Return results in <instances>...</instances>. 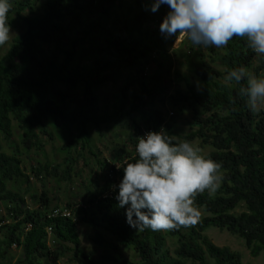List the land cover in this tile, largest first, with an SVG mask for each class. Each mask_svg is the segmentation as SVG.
<instances>
[{
	"label": "trees",
	"instance_id": "1",
	"mask_svg": "<svg viewBox=\"0 0 264 264\" xmlns=\"http://www.w3.org/2000/svg\"><path fill=\"white\" fill-rule=\"evenodd\" d=\"M118 1L10 0L8 24L11 28L19 26L21 31L0 56V203L6 208L5 216L0 218V264H6L15 248L21 251L17 264H59V259L68 253L82 264H94L92 255L82 248L77 221L92 228L101 227L114 237L112 257H104L111 264H242L238 253L212 243L206 236L209 228L238 236L250 255L257 257L264 252V112H250L245 99L238 94L244 84H226L224 77L229 70L241 66L259 77L264 56H257L238 37L220 48L221 52L208 47L212 54L208 61L203 46L188 39L172 54L166 47L168 39H158L155 34L159 17L169 11L167 5L159 8V17L145 11L132 12L107 30L103 21ZM152 20L153 27L149 25ZM88 42L94 57L83 62L77 49L88 46ZM177 55L193 64L190 71L202 90L193 85V76L176 72L184 88L176 89V95L168 97L160 73L149 78L142 76L151 61H173ZM213 63H219L221 69H214ZM117 67L137 69L134 80L139 91L131 110L141 112L144 122L141 127L135 126L137 137L148 127L154 131L163 128L171 135L168 121L174 112L157 107V103L165 105L164 98H169L176 105L181 102L192 113L191 125L195 130L183 140H200L212 149L205 157L222 164L224 180L215 195L204 193L196 198V205L208 216L194 227L167 234L131 228L126 222L127 206L119 208L115 199L118 190L111 192L113 181L108 174L123 178V169L114 164L106 167L100 187L87 189L85 204L51 206L44 192L30 195L38 207L26 204L25 193L29 189H22L21 185L30 184V175L23 169L21 153L12 146L6 153L2 142H10L15 126L23 149L40 151L41 136L52 138L49 126L65 129L70 137L60 150L66 153L65 163L70 166L73 148L91 150L89 125L99 129L130 113L123 112V108L131 83L121 89L112 113H103L99 108L97 91L113 79L110 72ZM168 111L173 115L169 116ZM72 126L76 130L73 135L69 131ZM131 140L135 147L137 139ZM127 158L134 162L137 156L132 151ZM56 171V166L48 164L30 167L36 179L43 173L56 176ZM62 179L70 180V169ZM58 207L70 209L72 217L48 218ZM47 228L51 229L49 233ZM167 236L174 240L172 251L167 247ZM120 246L131 249L137 260L125 257Z\"/></svg>",
	"mask_w": 264,
	"mask_h": 264
},
{
	"label": "clouds",
	"instance_id": "2",
	"mask_svg": "<svg viewBox=\"0 0 264 264\" xmlns=\"http://www.w3.org/2000/svg\"><path fill=\"white\" fill-rule=\"evenodd\" d=\"M162 5L169 9L159 25L165 39L180 35L195 45L222 48L238 37L257 56H264V0H152L151 12ZM11 8L10 0H0V46L14 35L8 24ZM224 82L243 83L238 94L248 110L257 115L264 112V76L241 66L229 70ZM136 139L137 158L125 161L123 178L115 186L118 207L127 206V224L141 232L196 226L201 219L196 198L215 195L224 180L222 164L163 128Z\"/></svg>",
	"mask_w": 264,
	"mask_h": 264
},
{
	"label": "rangeland",
	"instance_id": "3",
	"mask_svg": "<svg viewBox=\"0 0 264 264\" xmlns=\"http://www.w3.org/2000/svg\"><path fill=\"white\" fill-rule=\"evenodd\" d=\"M40 1L43 0H39V2ZM151 3L152 0H119L118 4L113 9V12L103 21L105 28L111 30L116 25L115 23L121 20L124 15L131 14L132 12L145 11L150 13L152 17H155L158 11L151 13ZM159 16L160 13L157 17ZM149 25H151V27L154 26L153 20L149 22ZM11 30L14 34L11 37L12 39L21 31V28L17 26L14 28L12 27ZM104 35L105 34L101 37ZM171 38H168V42L166 43V47L169 51L172 49L174 41V38ZM9 42L4 46H0V56L3 55L7 49ZM86 45L88 46L84 45L77 49L83 62L91 60L94 57V49H90L89 42ZM210 48L216 52H221L220 48L214 46H210ZM208 49V47H203L202 49V52L206 55L207 61L209 60L208 55L211 54ZM171 53L174 54L173 51ZM175 57L173 61L171 58L166 61L162 58H158L156 61H151L145 70L143 68L145 74H143L144 72L142 73V76L145 75L147 78L155 73H160L165 81V95L168 97L175 96L176 89L184 88L183 84L177 80L176 72L188 77L193 76L191 81L193 85L198 87L196 75L190 71L193 64H187L178 55ZM190 60L193 63L195 62L193 56ZM258 64L259 61L256 60L255 66ZM143 66L145 67V64ZM212 67L214 69H221L219 63H213ZM110 73H112L113 79L97 91L99 108L103 113H112L116 103L121 97V89L131 83L126 91L123 108V112L130 113L129 115L122 116L118 121L102 125L99 129L89 125V132L92 137L91 150L85 149L84 151H81L78 148H73L70 155L73 162L70 163V166L65 163L66 153L60 150L61 146L70 137V135L65 132V129L58 130L49 126L52 138L49 139L47 136H41L43 149L40 151L35 149L28 152L25 151L20 143V132L17 131L15 126L13 137L10 142H2V150L6 153H9L11 150L9 146L15 147L18 152L21 153L23 169L28 175H30V184L28 186L25 184L21 185L22 189H29L28 192L25 193L26 204L29 207H38V203L31 200L30 195L32 193L40 195L42 192L46 193L50 198L52 202L51 206L65 205L67 203L71 205L85 204L87 189L100 187L102 183V174L106 167L110 164H114L115 166L120 165V167H122L125 161L130 162V158L127 157L130 152L132 153L134 148L131 139H135L138 136V131L135 126L141 127L144 125L141 112L131 110L132 104L134 103V96L139 91L138 83L134 80L135 77L138 76L136 74L137 69L134 67H117ZM259 76H264V69L259 71ZM78 92H80V90H78ZM164 99L166 102L165 105L157 103V107L164 112L166 109H170L174 112L173 118L168 121V124L172 128L171 135H176L180 140H183L185 135L195 130L191 125L192 113L187 107H184L181 102H178V105H176L173 100L169 98ZM145 111L146 113L149 112L148 109ZM69 131L71 132V135L76 132L73 126L70 127ZM191 142L202 149V154L204 156L212 151L210 147L202 145L198 139L192 140ZM97 161L104 162L105 164L98 165ZM38 163H41L42 165L48 164L50 166H56V176H46L43 173L40 178H34L30 173V167H32V165L36 166ZM67 166L70 169V180L62 179L65 172L69 170ZM5 209V206L0 203V218L5 216ZM200 211L201 218L208 216V214L202 209H200ZM76 217L79 218L78 215H76ZM77 229L82 248L86 254L92 255L94 264H111V261L107 258L112 257V246L115 243L114 237L101 227L92 228L78 221ZM163 232L167 234V231ZM206 236L216 246L228 247L231 251L238 253L242 264H264V252L260 253L257 257H252L245 246L244 241L226 230L209 228L206 231ZM166 244L170 251H172L174 248V240L171 236H167ZM120 249L128 259L133 261L137 260L136 255L131 249L126 248L125 246H120ZM11 255L12 256L6 261V264H17V259L20 258L21 255L20 249H13ZM59 264L82 263L78 258L74 257L73 254L68 253L59 259ZM185 264L191 263L186 262Z\"/></svg>",
	"mask_w": 264,
	"mask_h": 264
},
{
	"label": "built area",
	"instance_id": "4",
	"mask_svg": "<svg viewBox=\"0 0 264 264\" xmlns=\"http://www.w3.org/2000/svg\"><path fill=\"white\" fill-rule=\"evenodd\" d=\"M167 14V12H164L160 17H159V21L156 22V26H155V34L158 37V39H164V36L160 33L159 31V25L162 22L164 16ZM178 39H176V37H174V41L172 44V49L170 50V52L176 48H178V46H180V44H182L184 41L187 40L186 37L184 36H177ZM156 56L155 53L152 54V58H154ZM168 115L171 116L173 115L172 111H168ZM150 131H154L151 127L148 128H144L141 130V133L139 135L140 136H144L146 133L150 132ZM138 143V142H137ZM133 156H136V152H135V147L133 149ZM118 169V167H116V170ZM109 178L113 181V186L111 187V192L118 190V184L120 183V181L122 180L121 178L116 177L115 175L112 174H108ZM53 218V217H62V218H70L72 217V213L71 210L68 208H64V207H58L55 208L50 215H48V218ZM51 231L50 228H47V232L49 233Z\"/></svg>",
	"mask_w": 264,
	"mask_h": 264
}]
</instances>
